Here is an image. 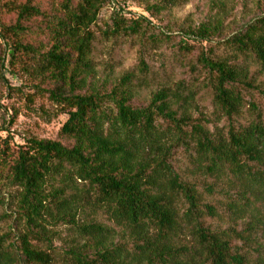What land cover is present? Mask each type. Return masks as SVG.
Returning a JSON list of instances; mask_svg holds the SVG:
<instances>
[{
	"label": "trees",
	"instance_id": "trees-1",
	"mask_svg": "<svg viewBox=\"0 0 264 264\" xmlns=\"http://www.w3.org/2000/svg\"><path fill=\"white\" fill-rule=\"evenodd\" d=\"M105 1L61 0L46 8L41 0H0V39L7 46L0 67L21 66L36 89L67 109L59 135L72 142L0 140V191L19 190L25 223L17 250L0 238V264H52L32 241L50 244L48 227L59 224L79 237L64 251V264H244L240 252L258 230L252 212L264 207V113L245 99L253 92L264 98L249 76L252 65L264 73V16L223 40L224 55L197 57L212 91L210 121L188 113L194 91L183 83L139 108L131 104L132 75L109 92H83L91 28ZM138 24L127 30L136 32ZM221 28L207 23L195 34L208 41ZM245 112L249 119L241 123ZM221 120L226 125L216 126ZM178 152L192 166L189 177L212 183L186 179L174 165ZM96 213L121 228L123 238L116 241L112 228L83 217ZM248 213L240 231L211 223H236Z\"/></svg>",
	"mask_w": 264,
	"mask_h": 264
},
{
	"label": "rangeland",
	"instance_id": "rangeland-1",
	"mask_svg": "<svg viewBox=\"0 0 264 264\" xmlns=\"http://www.w3.org/2000/svg\"><path fill=\"white\" fill-rule=\"evenodd\" d=\"M61 0H41L43 7L56 5ZM154 7V8H153ZM264 16V0H106L99 12L95 25L91 72L87 77L85 89H98L109 92L125 75H132L130 87L133 89L131 104L144 107L154 94L165 89L175 91L179 83L194 91L188 113L192 118L206 117L213 121L215 107L212 104V91L207 86L206 74L196 63L202 53L216 56L224 55L226 50L221 42L238 32L247 23ZM120 22L115 26V22ZM144 19V20H142ZM138 21L139 28L130 32L128 27ZM207 23L222 26L218 36L203 41L195 34L197 29ZM116 31L114 32V28ZM181 47V48H180ZM186 47V48H185ZM7 49L0 39V58ZM195 67L191 72L190 67ZM249 76L254 85L264 89V73H259L252 65ZM37 80L26 76L21 66L0 67V140L8 139L11 145H22L28 139L54 140L65 146L72 142L59 135L62 124L67 119L62 106L55 104L42 90L36 89ZM256 102L264 113V98L256 93L245 96ZM246 109V108H244ZM245 112L239 119L246 123ZM226 125L224 120L216 124ZM174 165L185 172L190 182L201 185L212 183L210 178L200 175L189 177L191 164L183 153L178 152ZM18 189L2 188L0 191V238L9 250H17L19 236L23 234L24 221L18 214ZM201 191V190H200ZM216 198L207 199L215 204ZM254 223L258 230L250 237L241 254L244 264H264V207L259 206ZM88 222L91 218L110 227L115 232L116 241L123 238L121 228L113 225L103 214L83 216ZM249 213L241 221L231 223L212 221L220 229L234 228L240 231L250 220ZM50 228V244L45 241H32L41 251L52 256V264H64L68 259L64 251L79 237L70 227L59 224ZM262 229V231H259ZM121 242V241H120ZM238 247L240 242H235Z\"/></svg>",
	"mask_w": 264,
	"mask_h": 264
}]
</instances>
